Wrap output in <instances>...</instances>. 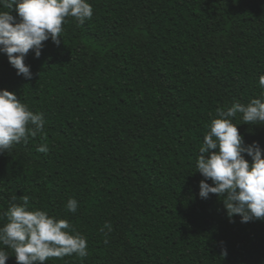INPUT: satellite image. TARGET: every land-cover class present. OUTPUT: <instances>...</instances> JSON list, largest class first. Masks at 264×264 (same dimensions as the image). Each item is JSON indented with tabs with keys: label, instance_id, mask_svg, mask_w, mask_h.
Returning a JSON list of instances; mask_svg holds the SVG:
<instances>
[{
	"label": "trees",
	"instance_id": "obj_1",
	"mask_svg": "<svg viewBox=\"0 0 264 264\" xmlns=\"http://www.w3.org/2000/svg\"><path fill=\"white\" fill-rule=\"evenodd\" d=\"M86 2L90 20L68 17L59 46L49 38L25 57L31 79L0 48V92L46 122L0 153V230L28 196V210L88 243L86 258L46 264H264V220L230 219L223 197H201L198 172L218 109L264 102V0ZM5 11L20 22L0 0ZM231 119L245 147L264 151V124Z\"/></svg>",
	"mask_w": 264,
	"mask_h": 264
},
{
	"label": "clouds",
	"instance_id": "obj_2",
	"mask_svg": "<svg viewBox=\"0 0 264 264\" xmlns=\"http://www.w3.org/2000/svg\"><path fill=\"white\" fill-rule=\"evenodd\" d=\"M3 4L18 12L20 22L11 12H0V48L18 74L28 79L32 73L25 57L31 51L39 58L49 38L59 46L68 17L83 23L93 16V8L86 0H3ZM259 84L264 88V76ZM238 113L243 114L244 124H264V102L260 99H253L247 106L236 102L226 111L218 109L221 118L212 121L199 149L198 172L205 177L200 183V195L223 197L229 218L241 216L242 223H248L264 220V151L258 144L245 147L239 127L231 119ZM45 123L43 115L29 111L17 95L7 90L0 92V153L41 135ZM37 150L49 152L47 144ZM245 153L253 163L245 159ZM209 180L215 186L206 182ZM21 199L24 206L13 203L5 214L8 222L0 230V243L15 253L17 264H46L72 255L82 259L88 256L87 240L78 233L70 234L67 220L50 218L45 211H30L26 207L30 198ZM77 208L78 202L69 200L67 209L75 213ZM105 228L111 230V225L105 224ZM223 255L227 256L226 250ZM8 258L7 252L0 250V264H6Z\"/></svg>",
	"mask_w": 264,
	"mask_h": 264
}]
</instances>
